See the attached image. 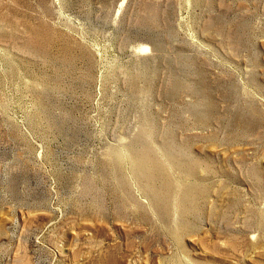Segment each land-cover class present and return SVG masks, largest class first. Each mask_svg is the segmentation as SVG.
Returning <instances> with one entry per match:
<instances>
[{"label": "rangeland", "instance_id": "1", "mask_svg": "<svg viewBox=\"0 0 264 264\" xmlns=\"http://www.w3.org/2000/svg\"><path fill=\"white\" fill-rule=\"evenodd\" d=\"M0 264H264V0H0Z\"/></svg>", "mask_w": 264, "mask_h": 264}, {"label": "bare ground", "instance_id": "2", "mask_svg": "<svg viewBox=\"0 0 264 264\" xmlns=\"http://www.w3.org/2000/svg\"><path fill=\"white\" fill-rule=\"evenodd\" d=\"M138 47H139V49H141L142 51H145V50L148 49V46L145 45V44H140ZM137 49H138V48H137ZM134 166H135L136 168H138L139 170H141L142 173H143V175H144L147 179H149V178L151 179L152 174H153L154 171H152L153 169L150 168L148 165H146L143 161H141V160L137 161L136 163H134ZM154 167H155V166H154ZM154 167H153V168H154ZM185 189L189 191L188 188H185Z\"/></svg>", "mask_w": 264, "mask_h": 264}]
</instances>
